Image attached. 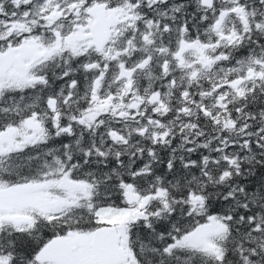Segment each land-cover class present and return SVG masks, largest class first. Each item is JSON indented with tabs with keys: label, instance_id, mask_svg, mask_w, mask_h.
I'll return each instance as SVG.
<instances>
[{
	"label": "snow or ice",
	"instance_id": "6c2138e0",
	"mask_svg": "<svg viewBox=\"0 0 264 264\" xmlns=\"http://www.w3.org/2000/svg\"><path fill=\"white\" fill-rule=\"evenodd\" d=\"M0 264H264V0H0Z\"/></svg>",
	"mask_w": 264,
	"mask_h": 264
}]
</instances>
